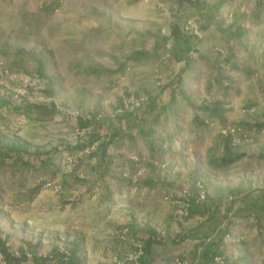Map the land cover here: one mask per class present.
Segmentation results:
<instances>
[{
  "label": "rangeland",
  "instance_id": "1",
  "mask_svg": "<svg viewBox=\"0 0 264 264\" xmlns=\"http://www.w3.org/2000/svg\"><path fill=\"white\" fill-rule=\"evenodd\" d=\"M217 14L264 0H0V264H264V113L219 122L185 178L149 140L177 77L149 47Z\"/></svg>",
  "mask_w": 264,
  "mask_h": 264
},
{
  "label": "crops",
  "instance_id": "2",
  "mask_svg": "<svg viewBox=\"0 0 264 264\" xmlns=\"http://www.w3.org/2000/svg\"><path fill=\"white\" fill-rule=\"evenodd\" d=\"M263 21L264 16L231 20L217 14L205 26L203 38H190L186 43L171 20L160 32L158 46L154 41L149 47L145 66L152 69L167 64L177 76L174 88L151 97V114L146 118L149 140L159 138L160 144L153 146L166 152L168 178H185L196 166L207 170L208 151L218 136L219 122L245 119L243 109L251 105L264 113ZM165 42L171 58L161 52ZM190 47L197 50L192 60L186 59ZM209 120L218 124L209 126ZM153 151L157 152L152 149L150 157L156 159Z\"/></svg>",
  "mask_w": 264,
  "mask_h": 264
},
{
  "label": "trees",
  "instance_id": "3",
  "mask_svg": "<svg viewBox=\"0 0 264 264\" xmlns=\"http://www.w3.org/2000/svg\"><path fill=\"white\" fill-rule=\"evenodd\" d=\"M185 41H186V43H190V38L191 37H189V36H186V35H184L183 34V37H182ZM19 153H21L20 154V156L21 157H29V156H31V153H27L26 151H24V152H22L21 150L19 151ZM150 256V250H149V247H147L146 248V250H145V260H144V262L146 263V262H148V257Z\"/></svg>",
  "mask_w": 264,
  "mask_h": 264
},
{
  "label": "built area",
  "instance_id": "4",
  "mask_svg": "<svg viewBox=\"0 0 264 264\" xmlns=\"http://www.w3.org/2000/svg\"><path fill=\"white\" fill-rule=\"evenodd\" d=\"M188 31H191V33H189V35L191 34V36H194L198 39H200L202 37L201 33L199 32V30L197 29V27L195 25L190 26L189 28H187Z\"/></svg>",
  "mask_w": 264,
  "mask_h": 264
}]
</instances>
